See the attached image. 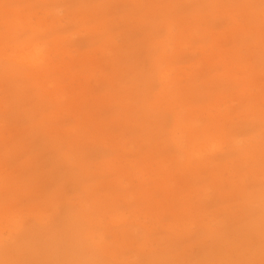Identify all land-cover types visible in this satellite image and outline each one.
<instances>
[{
    "label": "rangeland",
    "instance_id": "1",
    "mask_svg": "<svg viewBox=\"0 0 264 264\" xmlns=\"http://www.w3.org/2000/svg\"><path fill=\"white\" fill-rule=\"evenodd\" d=\"M0 264H264L261 0H0Z\"/></svg>",
    "mask_w": 264,
    "mask_h": 264
},
{
    "label": "snow or ice",
    "instance_id": "2",
    "mask_svg": "<svg viewBox=\"0 0 264 264\" xmlns=\"http://www.w3.org/2000/svg\"><path fill=\"white\" fill-rule=\"evenodd\" d=\"M261 3L264 4V0H261Z\"/></svg>",
    "mask_w": 264,
    "mask_h": 264
}]
</instances>
